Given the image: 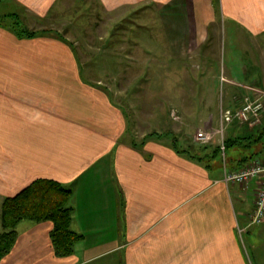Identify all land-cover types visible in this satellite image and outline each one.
<instances>
[{
  "label": "crops",
  "instance_id": "crops-1",
  "mask_svg": "<svg viewBox=\"0 0 264 264\" xmlns=\"http://www.w3.org/2000/svg\"><path fill=\"white\" fill-rule=\"evenodd\" d=\"M258 12L253 27L264 34ZM55 39L0 34V235L5 198L44 178L72 190L71 227L83 237L73 254L58 256L53 222L23 220L0 264H264V221L251 216L258 182L244 189L223 180L225 163L264 160V147L253 148L264 133L230 148L222 172L217 157L205 165L171 139L140 142L122 106L79 84L77 60Z\"/></svg>",
  "mask_w": 264,
  "mask_h": 264
},
{
  "label": "rangeland",
  "instance_id": "rangeland-1",
  "mask_svg": "<svg viewBox=\"0 0 264 264\" xmlns=\"http://www.w3.org/2000/svg\"><path fill=\"white\" fill-rule=\"evenodd\" d=\"M263 9L264 0H0V34L26 28L60 38L77 60L79 84L122 106L136 139H171L205 165L213 155L222 172L215 152L222 138L264 133V108L252 120L238 117L246 97L264 102V34L253 27ZM227 108L234 117L221 132ZM253 162L264 160L255 156L241 167Z\"/></svg>",
  "mask_w": 264,
  "mask_h": 264
},
{
  "label": "trees",
  "instance_id": "trees-1",
  "mask_svg": "<svg viewBox=\"0 0 264 264\" xmlns=\"http://www.w3.org/2000/svg\"><path fill=\"white\" fill-rule=\"evenodd\" d=\"M18 33L21 38L40 35L39 33H34V31L26 28L20 30ZM261 135H263V133H260V136ZM247 139L250 138L248 136H228L225 139L226 150L228 151L233 147L243 148L250 145V142L245 143ZM174 147L178 152L187 151L181 150L177 144H174ZM215 152L220 155L221 147L218 146L215 149ZM190 156L197 158L201 157L193 154H190ZM211 157L214 158L213 155H211ZM243 159L244 160L242 161H245L249 158L245 157ZM71 192L72 190L70 188L64 186L60 182L39 178L25 186L17 194L7 196L2 206L0 263L3 257L9 253L14 246L18 236V225L23 220L36 222L51 220L54 224L51 231V238L53 240L56 254L58 256H68L73 254L75 252L76 243L81 240L83 236L71 227L72 207L69 203Z\"/></svg>",
  "mask_w": 264,
  "mask_h": 264
},
{
  "label": "built area",
  "instance_id": "built-area-1",
  "mask_svg": "<svg viewBox=\"0 0 264 264\" xmlns=\"http://www.w3.org/2000/svg\"><path fill=\"white\" fill-rule=\"evenodd\" d=\"M258 95V94H257ZM264 108V102L261 95L258 97H246L240 106L238 113L239 119L243 121L252 120L253 115H257ZM234 112L231 108L222 110L221 116V132L224 129V125L233 120ZM251 118V119H250ZM199 139H208L209 135L203 131L198 133ZM221 153L223 159L226 162L227 150L225 146V139L222 138L220 141ZM224 182L227 184H238L244 189L250 187L253 180H257L258 189L255 195V207L251 214L252 221L261 223L264 221V163L254 164L250 163L245 167L237 169H229L226 163L224 164ZM242 230V229H241Z\"/></svg>",
  "mask_w": 264,
  "mask_h": 264
}]
</instances>
